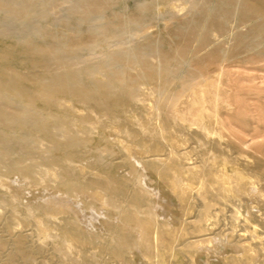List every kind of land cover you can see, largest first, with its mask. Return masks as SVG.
Segmentation results:
<instances>
[{
    "label": "bare ground",
    "instance_id": "6f19581e",
    "mask_svg": "<svg viewBox=\"0 0 264 264\" xmlns=\"http://www.w3.org/2000/svg\"><path fill=\"white\" fill-rule=\"evenodd\" d=\"M130 1L0 0V264H264V161L224 142L220 84L264 56V0Z\"/></svg>",
    "mask_w": 264,
    "mask_h": 264
},
{
    "label": "rangeland",
    "instance_id": "374dc122",
    "mask_svg": "<svg viewBox=\"0 0 264 264\" xmlns=\"http://www.w3.org/2000/svg\"><path fill=\"white\" fill-rule=\"evenodd\" d=\"M128 1H129L128 2L129 4L130 3L132 4V2L130 0H128ZM183 2H184L183 0H180L178 2V4L181 3L184 5ZM175 3H176V7H177V8L175 7V9L171 8V7L169 9V7L166 5H164L165 7L163 5H160L159 7L156 8V10L152 11V12H155L156 14L153 13L155 15H153L151 20L145 24L146 25L145 28L147 27L149 29L148 30L146 28V31L148 30L147 35L151 39L158 41V42H160V41L168 42L169 41V38H170L169 37V30L171 28H174L175 24H177V22L179 20V19H175V18L181 17V19H182V16L187 13V11L184 10V9H186L187 6L182 10L181 7H184V6L178 5L177 2H175ZM179 7L181 8V10ZM170 14H171V16H170ZM155 16L157 18H154ZM164 18L167 20H165ZM162 19L164 22L162 21ZM168 19L170 22H168ZM153 25H155V26H153ZM165 34H167V36ZM162 35H164V36H162ZM126 37H128V35H126L125 38ZM164 38H165V40H164ZM131 40L134 41L137 39L135 38V36H133L131 38ZM105 48H107V46H105ZM260 49H264V47L263 48L261 47ZM260 49L257 51L258 53H261V51H263ZM199 54L202 55V53H199ZM247 55H248V57L246 58ZM253 55H254L253 53L243 54L240 56V58L243 59L245 57L244 60H246L248 58H252L249 56H253ZM238 61H240V62H238ZM238 61L237 62L234 61V62H236V63H234V66H233V64L231 65V63H233V62H230V63L224 62L223 63L224 68H222L223 69L222 71L226 74L224 75V77H222L223 79L221 78L220 84L223 87V88L222 87L221 88L226 89V91L228 93L227 98L230 100L231 104H233L231 106L232 110L231 109H230L231 111L229 110L230 112L229 111L228 112L227 111L221 112V119L226 121V124L228 125V129L225 130L226 132L225 131L223 132L224 138H225V139L224 138L223 139L225 140L224 142L231 143L234 146L240 147L241 150L244 152V154L247 157H249V158L254 157V158L260 159L261 161H264V56L254 55L253 58L250 59V61L247 60L246 64H244V62L242 63L241 62L242 60H238ZM251 61H253L254 63ZM240 63H242V64L240 65ZM229 65H231V68H229ZM235 112H237V113L239 112V113L237 114ZM224 117L227 119L225 120ZM235 117H238L240 119V121L235 119ZM241 120H244V121H241ZM243 122H245L246 124H244ZM153 177L154 176L149 174V173L146 174L143 184L146 187L148 186L150 188L151 191L149 190L148 187H147V190H149L151 192V194H152L151 197L153 198V200L156 199V202L159 205L158 209H157L159 216H161V218H163L166 215H168V213H169V215L175 216L176 213H178V208L176 206L175 200H173L168 194H166L167 190L165 189V186H163V184L159 183L160 181L157 180V178H155V177L153 178ZM159 189H161L162 191ZM157 190H159V191H157ZM155 191H157L158 193ZM163 191H164V193H163ZM155 193H156V195H155ZM158 194L159 195L161 194V195L159 196ZM165 195H166V197H165ZM172 204H173V207H172ZM160 205L162 206V208H160L161 207ZM176 208H177V210H176ZM161 209H163V210H161ZM166 209L171 210V211H168ZM159 211L162 214H160ZM164 212L166 214H164ZM86 213L88 214V212H86ZM88 215L90 216L91 214H88ZM94 227H95L94 231L98 229L97 231L100 232L98 226L95 225ZM222 252H224V250ZM226 252H227L225 254L226 256L232 254L231 251H229V250H227ZM134 254H131V263L134 262L133 264H141L140 263L141 261L139 260V258L136 257L137 254L136 253H134ZM208 255L209 256H206L207 258L205 256H204V258L202 257L204 259V261H206V263H204L203 259H201V261L203 263L199 260L198 264H208L210 262L217 264L220 262L219 261L221 258L220 255H217V254L214 255L211 252ZM206 259L207 260L211 259V260H209V262H208ZM212 263H210V264H212Z\"/></svg>",
    "mask_w": 264,
    "mask_h": 264
}]
</instances>
